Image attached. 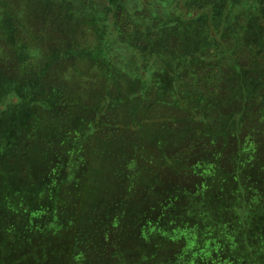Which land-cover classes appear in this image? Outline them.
I'll use <instances>...</instances> for the list:
<instances>
[{
    "label": "trees",
    "instance_id": "obj_1",
    "mask_svg": "<svg viewBox=\"0 0 264 264\" xmlns=\"http://www.w3.org/2000/svg\"><path fill=\"white\" fill-rule=\"evenodd\" d=\"M15 1L18 4L17 10L20 11V8L23 7V0H9L6 6L9 7L11 11L15 12L13 6V2ZM38 1L40 7H42V5L49 6L53 12L57 10L66 11L68 8L66 0H56L54 2H47L46 0ZM100 1L106 4L108 3V9L110 10L103 15L101 20L104 24L103 28H105L103 34L111 30L108 29V27L112 26L119 36L111 45L107 44L105 41L107 39V41H109V39L113 37V34H110L106 38L104 36L105 41L103 40V45L106 47L110 46V51L115 54L111 55L115 56L116 59L113 60L115 62L114 64H109L106 68L105 66L108 62L103 63L104 61H99L101 63L100 66L103 65L104 71L102 76L96 78V80H88L86 83H79L74 79H70L69 81L63 80L59 75L64 64L61 59L62 55H53L52 59H56V61H53L52 66L44 72L45 61L48 59L51 50L50 47L54 45L60 52L62 50L65 51V45L61 42L65 41V39L57 37L59 39L58 43L46 46V42H43L44 38L45 40L47 39L46 34L55 35V33L64 26L57 23L60 27L56 28L52 25L51 19H43L39 12L36 11L40 10V8H34L36 4L31 5L29 8L30 12L24 11L26 15L25 28L21 29L20 26L18 27L16 24H14L16 26L15 29L12 28V40L15 44L21 46V50L18 51L19 55H25V57L20 56V60L17 59V61L12 62L14 63V67L11 68L8 75L18 79H20V76H26L25 79H28L37 75L39 72L45 75L55 74L51 79L42 78V81L47 83V85L50 84V88L54 89L58 95L53 105V112L51 110L53 116L50 118H53V124L50 125V128L48 127L49 124L47 125L40 118L46 115L41 109L42 107L40 108L35 105L36 109L34 113H36V116L31 119L28 127L29 132L27 131L28 134L24 141L18 146L17 151L19 152L23 146H28L29 149L26 151L22 150L21 154L18 153V156L14 160V162H17L19 165L20 162L22 164L21 170L17 174L18 181L20 182L19 188H26L27 190V186L32 182L24 175L25 169L23 170V167L27 165L26 162L29 163L31 159L34 161L31 171L34 170L36 172V169L38 171L45 168L47 165L46 162L48 161L46 155L50 152L54 154L59 152L57 149H61L60 145H64L66 139L71 141L73 147L76 148L82 143H88L89 146H93L88 156L84 155L80 157L81 162L78 165V170H81L84 166L86 174L79 177L80 180L74 187L80 196L82 207H80L78 211L68 210L67 213L69 211L70 213L67 214L65 209L62 210L60 208L61 203L56 206L57 211L60 209L61 212L66 213L67 217H64V222L69 225L68 229L71 231L70 237L72 236L71 238L74 239L73 241L76 242L78 238H84L86 241L89 239V237H86L89 233L85 226H82V219L87 218V223L94 224L98 221H103V219L106 217L108 218V215H111L113 211H116V214H118L116 219L118 221L112 224V230L113 232L120 233L128 232L127 227L130 225V220L133 219L134 221L135 219V221H137L140 218H146L152 212H158L160 210H143L135 215L133 212H130L129 216L124 219L126 208L122 207L119 209L117 206L112 207L113 204H110L111 206L108 210H103V212H107V214L97 219V216H100L101 212L98 206H96L98 200L91 205H88V202L97 194L99 195L101 191L106 192L108 189H106L104 185L101 191L96 188L97 192L95 195L94 192H92L88 194V196H84L85 194L83 193L82 187L84 181L88 180V178L100 181V175H105L107 179L108 176L111 175L112 181H108V186L115 189L114 193H116V197L123 195L124 192V194L131 192L133 194L132 199H139L136 202H144L150 199L156 187L158 190H161L162 194L165 192L167 196L176 203L180 202L181 204L183 200L187 202L183 209L176 207L167 208L168 210H165L160 218H167L170 220L173 216V219H183V216H188L189 210H191L190 205L192 201L197 198L196 193H193L190 186L195 184L193 178L195 176L200 178L199 175L202 174L196 171L198 169H204L206 166L204 165V161H206L208 155L209 157L214 156V162L218 165V170L221 172L222 178L220 179V187L214 198L220 204L219 217H212V219L221 221L224 233L221 228L218 227L214 228V232H222V236L226 238L225 241L224 238H222L224 252H226V250L228 253H237L238 251L249 252L250 249L252 250L251 240L253 241L255 235L249 230L248 220L249 217H252L251 215L254 212L252 210V205L264 201V176L259 179L260 182L258 180L259 183L255 182V185H253V176L251 177L247 172V168L250 164L253 165L255 162H258L257 160H261L258 156L256 159L255 156L263 146L260 147L259 143L254 145V143H252L253 141L249 144V139L252 140L251 136L259 132L258 127L249 126L247 120L246 123L239 128H237L238 124L229 127V122H235V119L233 118L232 121V116H230V113L227 114L224 109L233 102H237L236 100L238 98L236 97H239L240 92L234 95V91H237L242 85H245L242 79L239 78V81H237L238 77H235V73L237 74L239 72L242 73V75L245 74L247 77H250V75H255L258 72H264V0H207L210 2V10L205 9L207 13V23L202 25L197 21L195 24L201 27L209 44L203 50L193 48L190 45L189 50L179 51V56H177L180 58L179 61L174 58L176 56V48L178 50L179 47V40L175 34L171 33L174 28H170V26H174V24L178 25L181 21V17H178L176 22L172 19V16H168L165 19L161 14L159 15L158 12L155 13L150 11V13L148 8L144 9L142 7V4L132 7V10H134L133 13H129L122 5L114 6L109 0ZM93 2L96 4L98 3L97 0H85L84 5H89L90 9H92ZM120 2L121 0H114L115 4H119ZM191 2L193 4V1ZM218 3H222L223 14L221 20H218L216 25H214V21L212 20V18H214L213 7L218 5ZM168 4L171 6L174 5V8L172 6L170 9L171 6L165 5L163 7L164 10L168 7L166 15H169L173 10L179 9L177 5L175 7L174 2ZM90 9L88 8L87 10ZM245 9H247V11H245ZM110 13L112 14L113 20L110 21L108 25V21L106 22L105 20V15ZM192 17L193 16H189L186 19ZM35 18H41L43 25L45 24L47 28V30L45 28V32L42 30L43 33L41 36L37 35L41 31L38 33L31 31V23L33 22L34 24V22L37 21ZM12 21L13 23L15 22L14 19H12ZM85 27L86 26H80L76 23L71 26L72 31H74L73 33H77L80 28ZM4 31H6L5 26L0 25V54L2 55L4 54V50H7L6 47H3V43L6 42L8 44L6 38L2 35ZM44 33L46 37H43ZM54 37L53 39L57 41ZM123 38L126 39L125 43L127 44L122 45L119 42H123ZM8 48L11 50L9 45ZM32 48L37 50V55H31L29 50H32ZM127 51H129L130 55L126 53ZM243 60L245 63H242ZM73 62L74 59H70L68 63L71 64ZM139 62H141L142 65L139 64ZM18 65H22V68L19 67L18 69ZM197 67H199L198 70ZM206 69L207 71H204ZM104 74H107L111 78H105ZM200 78L203 86H200ZM224 78H231L232 81V83L230 79L227 81L230 83H228V92L225 94V98L219 93V89L221 88L220 84L223 82ZM99 79L106 80L102 83L105 88H101L105 89L104 91L107 97L112 100L110 104L112 108H114L115 118H113L110 124V129L113 130V135L110 134L111 138H109V136L106 138L108 131H106L107 133L103 134L102 137H99L100 135L98 133H100V131L97 130L92 122L89 123V125L84 122L78 124L77 128L74 127L77 122V115L73 116V114H76V109H80L82 105L86 107L91 106V111L96 110L95 115L100 113V110L96 107V105L100 107V103L96 102L97 97L95 95L93 96V101H95V103L93 104L92 102V93L98 87ZM262 83H264V80L261 78L260 84ZM262 88L264 87L261 85L259 89L255 90V93H260ZM80 90L82 92L84 91V93H79ZM69 92H72L76 100L75 102L70 101L71 96ZM252 92H250V95ZM83 94H90L88 101L83 99ZM259 95L263 97L261 102L264 104V94L260 93ZM259 95L257 96L259 97ZM248 105L249 103H246L243 107L245 108V106ZM252 106L254 107V105ZM56 108L61 110L60 115L57 113L58 109ZM123 111L128 113L126 119ZM47 112L50 113V110ZM156 121L158 122L156 123ZM158 123L160 125H157ZM222 123H224V125L228 123L224 130L221 128ZM142 124L157 127V136L151 143H142L143 139L139 136L142 130L138 129ZM124 128L128 130L129 137L128 135L123 137L122 131H124ZM55 129L61 130L62 139L61 135H59L58 140L50 135V131ZM245 130L248 133L244 135L243 132ZM208 136L209 138L206 140L207 143L206 141L201 142ZM34 137L37 139L45 137L51 143L54 142L52 143L53 149H50L51 151H42L41 146L43 145L34 143ZM124 138L125 142L122 140ZM94 139L102 142L112 139L110 142L111 144H115L116 139H119L118 142H121V147L114 151L111 147H108L110 149L105 151L102 150L100 146H95L96 144L92 142ZM59 142L61 144H59ZM90 143H92V145ZM30 149H32V152H35L34 154L36 155L40 153V157L29 155ZM157 159L158 161L161 159L160 162L162 166H164V170L170 171L168 177H165L163 172L158 174L153 168V165L157 163ZM41 163H43V165H40ZM69 164L70 163H66L65 172L66 170L72 172L69 169ZM258 164L264 167V160L259 161ZM211 167L209 166L208 168L209 173L211 172ZM11 169L12 168H9V170ZM72 169L74 170V168ZM48 170L45 180L41 179V175H38V172L34 175V182H37L39 187L42 185L43 190H45L44 193L43 190H41L42 192L39 193L40 197L38 200L43 199L46 190L51 184L52 187L50 190H58V196L63 192L62 189H64V186L62 184L60 185L58 182H54L56 177L54 173L56 170ZM244 170H246V172ZM6 175L10 176V173H6ZM209 180H213V177L209 176ZM47 181H49L48 184ZM141 182H143V184H141ZM73 183H75L74 180ZM141 185L145 187L144 190L141 189V195H134V189L136 187H141ZM6 186L12 193L11 190L13 189H10L8 185ZM167 186L170 188L166 189ZM3 187L4 185L0 187V189ZM23 192L26 191H20V194L24 195L25 193ZM64 192L66 193L65 189ZM63 198H66V195H64ZM130 200L131 198L129 201ZM10 201L11 199L9 197L5 202L9 204V211L0 208V215L6 220L11 219L12 223L13 217H17V222L22 224V227L17 228V230L20 231L21 229L19 233L24 234V240L27 242L30 236L28 226L30 224L29 217L31 216V210L28 209V205H26L27 201L25 200H23L24 204H22L20 206L21 208L18 210L11 205ZM206 203L207 202L202 201L201 204L204 206ZM212 203H214V201L209 199L208 204ZM125 204H127V202H125ZM159 204L161 206L162 202H159ZM0 206L2 205L0 204ZM213 208L214 207H212V209ZM200 209L203 211L202 208ZM200 209H198L196 214V216H198L197 218L201 217ZM173 213L175 214L173 215ZM59 220L57 216L56 221L61 224ZM128 220L129 222L126 224L125 222ZM227 221L229 222L228 224ZM153 222L156 226L152 227L156 229L158 224H156L155 221ZM228 226H230V228ZM55 227L56 225L53 228ZM225 231H227V234ZM169 235L171 237H178L180 232L175 230V232L172 231ZM41 237H43V235H41ZM155 237V234L152 236L150 235L146 243L140 245L141 249L139 253H144L143 247H147ZM62 238L63 237H60L59 240L49 239L43 246L51 253L47 258L51 262H54L52 254L67 253L69 250L67 247H65V249L62 247V244L65 243L62 242ZM13 243L15 242H5L0 239V252L2 248L11 249ZM18 243L14 245V247L17 248L16 251L20 250L21 254L24 253L20 255L21 257L18 259L24 260V257L27 256L25 253L29 254V248L31 249L32 246H29L28 242L26 245L23 243L24 247L22 243ZM86 243L87 242H85V244ZM153 243L155 246H151L153 250H149V252L154 250L156 252L158 249L156 241ZM57 244L59 247L56 246ZM118 245L119 243L113 253H121ZM32 248L34 249V247ZM41 248L40 244V249ZM83 254H85V252L82 253V255ZM80 256L81 255H79L78 258ZM43 261H45V259H43Z\"/></svg>",
    "mask_w": 264,
    "mask_h": 264
},
{
    "label": "rangeland",
    "instance_id": "obj_2",
    "mask_svg": "<svg viewBox=\"0 0 264 264\" xmlns=\"http://www.w3.org/2000/svg\"><path fill=\"white\" fill-rule=\"evenodd\" d=\"M46 1L54 2L56 0ZM97 1V4L95 2L92 3L93 8L90 9L89 5H84L85 0H66V3H68V8L66 11L57 10L54 12L49 6L42 5V7H40L38 0H23V7L20 8L19 11L17 10L18 4L15 1L13 2L15 9L14 12L6 6V3H8L9 0H0V25L5 26L6 31L2 32V35L8 42V44L6 42L3 43V47H6L7 50H4L3 55L0 54V187L4 185V187L0 189V204L2 205L0 208L6 210L10 209L9 204L5 203L9 197L11 199V205H13L16 210L21 208L20 206L24 204L23 200L27 201L26 205H28V209L31 210V216L29 217L30 224L28 226L30 236L27 242L29 246L34 247V249L32 247L31 249L29 248V254L25 253L27 256L24 257V260L18 259L21 257L20 255H23L24 253L21 254L20 250L16 251L17 248L14 247V245L18 242L22 243V246L23 243H25V245L27 243L26 240H24V234L19 233L21 229L20 231L17 230V228L22 227V224L17 222V217H13L12 223L11 219L6 220L4 217H2V215H0V239L4 240L5 242H15L13 243V247L11 249L2 248L0 252V264H24V262L25 264H264V201L252 205V210L254 212L251 215L252 217H249L248 220L249 230H251V232L256 237L253 238V241L251 240L252 250L250 249L249 252L238 251L237 253H228L227 250L224 252L222 247V238H224L222 236V232L224 231V228H222L221 221H215L212 219V217H219L220 204L214 198L217 194V190L220 187V179L222 178V174L218 170V165L214 162V156L209 157L208 155V158L206 161H204V165H206L204 169H198L196 171L197 173L202 174L199 175L200 178L195 176L193 178L195 184L190 186L193 193H196L197 198L192 201V204L190 205L191 210H189V213L186 212L188 213V216H183V219H173V216L170 220L167 218H160L162 213L165 212V210H168L167 208L170 209L172 207H176L183 209L187 202L183 200V203L181 204L180 202L176 203L172 201V199L168 197L165 192L162 194L161 190H158L156 187L154 188L155 191L153 194H151L150 199L145 200L144 202H136L139 199H132L133 194L131 192H127V194H124V192L123 195L116 197V193H114L115 189L108 186V181H112V178L110 177L111 175L108 176V179L105 175H100V181L88 178V180L84 181L82 187L83 193L85 194L84 196H88V194H91L92 192H94L95 195L97 189L101 191L104 185L106 186V189H108L106 192L101 191L99 195L97 194L88 202V205H91L96 203V200H98L96 206H98L101 212L100 216H97V219L107 214V212H103V210H108V208L111 206L110 204H113L112 207L117 206L119 209L122 207L126 208L124 219L129 216L130 212H133L135 215L143 210H160L158 212H152L146 218H140L137 221H135V219L134 221L133 219L130 220V225L127 227L128 232L126 231L120 233L113 232L112 230V224L118 221L116 219L118 215L116 214V211H113L111 215H108V218H102L103 221L99 222L97 220L98 222L94 224L87 223V218L82 219V226H85L89 233L86 235V237H89V239L86 241L84 238H78L76 239V242L73 241L74 239L71 238L72 236L70 237L71 231L68 229L69 225L64 222V217H67L66 213L68 210L78 211L79 208L82 207L80 196L74 187L80 180L79 177L86 174L84 171V166L81 170H78V165L81 162L80 157L84 155L88 156V153L91 148H93V146H89L88 143H82L81 145H78V148H76L73 147L71 141L66 139L64 145H60L61 149H57L59 152L56 154L50 152L48 155H46V158L48 159L46 162L47 165L45 164L46 167L38 171L36 169L38 175H41V179L44 180L47 178L46 173L49 171L48 169L56 170L54 173V175H56L54 182H58L60 185L62 184L66 193L64 192V189H62L63 192L60 196H58V190H50L52 187L51 184L46 190L43 199L38 200L40 197L39 193L42 192L41 190H43V186L41 185L39 187L38 183L34 182V175H36V172L34 170L31 171V168L34 164L32 159L29 161V163L26 162L27 165L23 167V170L25 169V177L33 183L31 182V184L27 186V190L26 188H19L20 182L18 181L19 179L17 174L20 172L22 164L20 162L19 165L17 162H14V160L18 156V153L21 154L22 150L26 151L29 149L28 146H23L19 152L17 151L18 146L22 141H24L29 132L28 127L30 125L31 119L36 116V113H34L36 109L35 105L40 108L42 107L41 109L46 115L40 118L44 123L47 125L49 124L48 127L50 128V125L53 124V118L50 117L53 116L52 109L54 108L53 105L57 100L58 95L54 89L50 88V84L47 85V83L42 81V78L51 79L55 74L45 75L42 72H39L37 75L28 79H25L26 76H20V79H18L8 75L11 68L14 67V63L12 62L17 61V59H21V55L18 53V51L21 50V46L15 44L12 40V28L15 29L16 26L14 24H16L18 27L20 26L21 29H24L26 19L24 11L30 12L29 8L31 5L36 4L34 8H40V10L36 11L39 12L43 19H51L52 25L56 28L60 27L58 24L64 26L61 30L56 32L55 35L46 34L47 39L45 40L44 38L43 42H46V46L58 43L59 39L57 37L65 39V41H61L65 45V51L62 50L60 52L59 49L54 45L50 47L51 50L48 59L45 61L44 72L52 66L53 61H56V59H52L53 55H62L61 59L64 64L59 75L63 80L69 81L70 79H74L79 83H86L88 80L91 81L93 79L96 80V78H100L102 76L104 71L103 65L100 66L101 63L99 61H104L103 63L108 62V64L105 66L106 68L109 66V64H114L115 62L113 60L116 59L115 56L111 55L114 53L110 51V46L106 47L103 45V42L105 41L104 36L106 38L110 34H113V37L109 39V41H107L108 39L105 41L110 45L113 44L119 36L117 31L114 30L112 26L108 27V29L111 30L103 34L105 28H103L104 24L101 20L103 15L110 10L108 9V3H103L100 0ZM109 1L114 6L122 5V7L127 9L129 13H133L134 10H132V7L142 4L144 9L148 8L149 12H158L159 15L161 14V16L165 19L168 16H172V19H174L176 22L177 18L181 17V21L178 23V25L174 24V26H170V28H174L171 33L175 34L179 40V47L178 50L176 48V56L174 57L177 61L180 60V58L177 57L179 56L178 52L189 50L190 45L193 48L203 50L209 44V41L207 40L206 35L203 34L201 27L198 24H195L197 21L202 25L207 23V13L205 12V9L210 10V2L207 0H121L119 4H115L114 0ZM191 1H193V4ZM170 2H174L175 7L177 5L179 9L173 10V12H170L169 15H166V10L168 7H166L165 10L163 7L165 5L170 7L171 5L168 4ZM172 6L174 8V5ZM88 8L90 10H87ZM222 8V3H218V5L213 7L214 18H212V20L214 21V25H216L217 21H220L222 18ZM245 11H247V9H245ZM189 16L193 17L186 19ZM112 18L113 17L111 13L105 15V20L106 22L108 21V25L110 24V21L113 20ZM12 19H14V23ZM35 19L37 21H35L34 24L33 22L31 23V31L36 33L41 31L37 34L41 36L43 33L42 30L45 32L46 26L45 24L43 25L41 18ZM74 23L86 27L80 28L77 33H73L74 31H72L71 26H73ZM46 35L44 33L43 37H46ZM53 37L56 38L57 41H55ZM125 40L126 39L123 38V42H119L122 45L127 44L125 43ZM8 45L13 52L8 48ZM29 51L31 55H37V50L35 48H32V50L30 49ZM126 53L130 55L129 51ZM21 57H25V55ZM70 59H74V62L71 64L68 63ZM242 63H245L244 60ZM139 64L142 65L141 62H139ZM17 67L18 69L19 67L22 68V65H18ZM198 68L199 67H197V70ZM204 71H207V69ZM238 73L234 74L235 77H238L237 81H239V78L242 79V82L245 83L246 86L242 85L237 91H234V95L240 92L239 97H236L238 98L236 100L237 102L230 104L224 109V111L227 114L230 113V116H232V121L233 118L235 119V122H229V127L238 124L237 128H239L241 125L243 126V124L246 123V120L249 126L258 127L259 132L254 133V135L251 136L252 140L249 139V144H251L253 141L252 143H254V145L259 143L260 147L263 146L256 154L255 158L257 159L258 156L261 160H264V104L261 102L263 97L259 95L260 93L264 94V88H262L260 93H255V90L259 89L261 85L264 87V83L260 84V79L262 78V80H264V72H258L255 75H250V77H247L245 74L242 75V73ZM104 77L107 79L111 78L107 74H104ZM228 79H230V82L232 83L231 78ZM228 79L224 78L223 82L220 84L221 88L219 89V93L221 96H223V98H225V94L228 92V83H230L227 82ZM104 81L106 80L99 79L98 87L92 93L93 104L95 103V101H93L94 95L97 97L96 102L100 103V107L99 105H96V107L100 110V113L95 115L96 110L91 111V106L86 107L82 105L80 109H76V114H73V116L77 115V122L74 127L77 128L78 124H82L84 122H86L87 125L92 122V124L96 126L97 130L100 131V133H98L100 135L99 137H102L103 134L107 133L106 131H108L106 138L107 136L111 138L110 134L113 135V130L110 129V124L115 116L114 108H112L110 104L112 100L107 97L106 92L104 91L105 87L102 84ZM200 86H203L201 78ZM250 92H252L251 95L253 96L250 95ZM79 93L82 94L84 91L82 92L80 90ZM69 94L71 96L70 101L75 102L76 100L74 99L75 97L73 96L72 92H69ZM89 95L90 94H83L82 97L84 100L88 101ZM257 95H259V97ZM246 103H249V105L245 106L244 108L243 106ZM76 104L79 105L78 103ZM252 105H254V107ZM56 109H58L57 113L60 115L61 110L59 108ZM49 110L50 113L47 112ZM123 114L126 119L128 113L123 111ZM157 122L158 121H156V123ZM157 125L160 124L158 123ZM227 125L222 123L221 128L224 130ZM138 129L142 130V133L139 134L140 138L143 139L142 143H151L157 136V127L155 126L142 124ZM243 133L245 135L248 132L245 130ZM50 135L58 140L59 135H61V130H51ZM122 135L123 137H126L127 135L129 137L128 130L126 128H124V131H122ZM207 138H209V136L201 142L206 141ZM33 139L34 143H40L43 145L41 146L42 151H51L50 149H53L52 143L54 142L51 143L47 138L41 137L37 139L34 137ZM122 140L125 142V138ZM104 141L106 142L94 139L92 142L96 144L95 146H100L101 149L105 151L110 149L108 147H111L113 151L121 147V142H118L119 139H116L115 144L110 143L112 139L110 141ZM59 144L61 143L59 142ZM90 144L92 145V143ZM34 153L35 152H32V149L29 150V155L40 157V153L38 155ZM160 160L161 159H159V161L158 159L156 160L157 163L153 165V168L158 174L163 172L165 177H168V175H170V171L163 169L164 166H162ZM261 160L257 161L259 162ZM258 162H255L253 165L250 164L247 168V172L251 175V177L253 176V185H255V182L259 183V179L264 176V167L259 166ZM66 163H70L69 169L72 172H68L67 170L65 172ZM40 165H43V163ZM209 166L211 167V174L208 170ZM9 168L12 169L9 170ZM72 168H74V170ZM244 171L246 172V170ZM6 173H10V176L6 175ZM209 176H212L213 180H209ZM73 180L75 183H73ZM48 182L49 181H47V184ZM5 183L10 187V189H13L11 190L12 193L8 190ZM141 184H143V182H141ZM169 188V186L166 187V189ZM141 189H145L144 185H141V187H136L133 191L134 195L140 196L142 193ZM24 190L26 191L23 192L25 194H20V191L22 192ZM44 191L45 190H43V193ZM63 194L66 195V198H63ZM130 198L131 200L129 201ZM209 199L213 200L214 203L208 204ZM202 201L207 203L203 206V204H201ZM125 202H127V204H125ZM159 202H162L161 206ZM59 203H61L60 208L62 210L65 209L66 213L61 212L60 209L57 211L56 206L59 205ZM212 207L214 208L212 209ZM200 208H202L203 211ZM198 209L201 210L200 218H197L198 216H196ZM69 213L70 211L67 214ZM174 214L175 213H173V215ZM57 216L59 217L61 224L56 221ZM153 221L158 224L156 229L152 227L156 226ZM128 222L129 220L125 223L128 224ZM228 223L229 222L227 221V224ZM55 225L56 227L53 228ZM217 227L221 228L222 232L215 233L214 228ZM228 227L230 228V226ZM175 230H178L180 235L178 237H171L169 234L172 231L175 232ZM225 233L227 234V231H225ZM154 234L156 237L152 239L147 247H143L144 253H139L141 249L140 245L145 244L147 238H150V235L152 236ZM41 235H43V237H41ZM60 237H63L62 242H65L62 244V247L64 249L67 247L69 250L67 253L52 254V259L54 262H51L47 259L51 253L43 246L49 239L59 240ZM225 239L226 238H224V241ZM155 241L158 247L157 251L155 252L154 250L149 252V250H153V247L155 246L153 242ZM85 242L87 243L85 244ZM118 243L121 253H113ZM40 244L42 247L41 249ZM56 246L59 247L58 244ZM84 252L85 254L82 255ZM79 255L81 256L78 258ZM43 259H45V261H43Z\"/></svg>",
    "mask_w": 264,
    "mask_h": 264
}]
</instances>
